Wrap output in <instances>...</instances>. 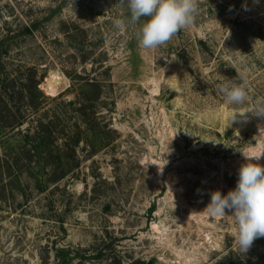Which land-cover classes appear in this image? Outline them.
I'll list each match as a JSON object with an SVG mask.
<instances>
[{
	"label": "rangeland",
	"instance_id": "rangeland-1",
	"mask_svg": "<svg viewBox=\"0 0 264 264\" xmlns=\"http://www.w3.org/2000/svg\"><path fill=\"white\" fill-rule=\"evenodd\" d=\"M196 2L142 49L127 0H0V80L33 73L42 99L0 134V264H264V238L241 254L230 211L204 210L264 149V116L232 122L264 106V0ZM233 84L243 105L220 91ZM49 119L54 160L27 165L24 135Z\"/></svg>",
	"mask_w": 264,
	"mask_h": 264
},
{
	"label": "clouds",
	"instance_id": "clouds-1",
	"mask_svg": "<svg viewBox=\"0 0 264 264\" xmlns=\"http://www.w3.org/2000/svg\"><path fill=\"white\" fill-rule=\"evenodd\" d=\"M130 13L128 24H138L135 38L142 49H155L165 44L179 30L190 26L197 12L196 0H127ZM145 18L141 23V19ZM116 30L126 27L121 19H114ZM221 93L229 105H243L247 92L241 85L221 88ZM264 104V101L258 102ZM246 112L264 116V106L251 107L237 114L243 117ZM264 156L245 158L237 172L235 187L222 194L219 190L211 192L205 207L208 215L225 216L230 211L235 231V240L241 254L246 253L258 238H264V165L258 163ZM251 161V162H250Z\"/></svg>",
	"mask_w": 264,
	"mask_h": 264
},
{
	"label": "trees",
	"instance_id": "trees-1",
	"mask_svg": "<svg viewBox=\"0 0 264 264\" xmlns=\"http://www.w3.org/2000/svg\"><path fill=\"white\" fill-rule=\"evenodd\" d=\"M56 76L57 75H53V77ZM0 82L2 87L0 102H4L3 105H0V134L2 135L4 134L2 130L11 131L20 127L24 122L27 123L30 121V117L41 109L42 99L40 92L37 90L39 81L34 78L33 73H29V76L17 75L12 77V75H8L0 80ZM14 97L21 103V107L18 109L10 105ZM32 132L33 134L31 136L27 134L30 133V131H27L24 135L27 144L30 146L29 149L25 148L22 150V160L25 161L27 165H29L33 159H35L36 162L45 161V163L48 159L54 160L52 156L54 153L52 151L47 152L45 149L53 145L58 135L53 127V121L51 119L47 122L39 121ZM7 159L9 162L7 160L4 162L7 176L9 174L13 175V173L17 174L21 171V167H18L20 160L17 159L16 156L12 158L11 154H8ZM58 167H60V165L58 164L57 166L55 163L53 166L54 169H52L49 175L52 183H56L59 180V178L55 176ZM61 178H63V175Z\"/></svg>",
	"mask_w": 264,
	"mask_h": 264
}]
</instances>
